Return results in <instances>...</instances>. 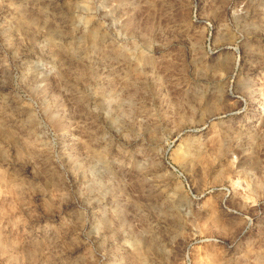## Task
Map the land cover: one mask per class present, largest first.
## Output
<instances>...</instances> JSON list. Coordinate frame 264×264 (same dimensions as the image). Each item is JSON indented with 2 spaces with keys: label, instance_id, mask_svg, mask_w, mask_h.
I'll list each match as a JSON object with an SVG mask.
<instances>
[{
  "label": "rangeland",
  "instance_id": "rangeland-1",
  "mask_svg": "<svg viewBox=\"0 0 264 264\" xmlns=\"http://www.w3.org/2000/svg\"><path fill=\"white\" fill-rule=\"evenodd\" d=\"M0 264H264V0H0Z\"/></svg>",
  "mask_w": 264,
  "mask_h": 264
},
{
  "label": "bare ground",
  "instance_id": "bare-ground-1",
  "mask_svg": "<svg viewBox=\"0 0 264 264\" xmlns=\"http://www.w3.org/2000/svg\"><path fill=\"white\" fill-rule=\"evenodd\" d=\"M191 144H193V142H190V143L185 145L184 152H185L186 157L182 156V157L176 158V160L179 162V164H181L184 168L189 166L191 163L190 156L193 152V146Z\"/></svg>",
  "mask_w": 264,
  "mask_h": 264
}]
</instances>
